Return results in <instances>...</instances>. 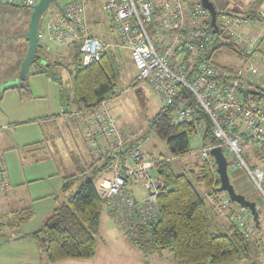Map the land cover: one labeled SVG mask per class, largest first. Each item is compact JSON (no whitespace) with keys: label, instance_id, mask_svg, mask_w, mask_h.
<instances>
[{"label":"built area","instance_id":"2783aa9c","mask_svg":"<svg viewBox=\"0 0 264 264\" xmlns=\"http://www.w3.org/2000/svg\"><path fill=\"white\" fill-rule=\"evenodd\" d=\"M38 1L0 0V4L31 8ZM105 7L130 52L137 78L159 93L167 105L174 103L182 87L189 89L197 106L213 122L218 140L215 146L226 149L230 162L242 165L263 192L260 182L264 170L250 169L243 151L245 147L264 145V83L254 80L259 73L254 64L225 69L212 57L222 30L238 42H245L246 48H256L264 43V27L255 36L243 35L256 21L226 12L217 14L213 25L211 12L202 0H106ZM38 35L39 43L48 52L79 43L84 65L97 60L107 48V42L88 31L84 0H69L61 8L49 7L41 17ZM252 90L258 93H251ZM77 113L84 117L87 151L94 157L108 152L113 156L108 171L97 181L104 209L124 229L157 220L158 197L167 190V184L157 175L161 160L150 159L134 148L133 142L124 139L107 100ZM174 121H193L200 126L194 106H180ZM215 146L203 147L199 153L202 162H208L217 173V163L210 152ZM133 186L142 188L141 199L136 197ZM11 187L8 171L0 161V194L7 193ZM218 194L212 191L208 197L219 211H227L231 222L250 238L251 210L236 204L229 195Z\"/></svg>","mask_w":264,"mask_h":264},{"label":"rangeland","instance_id":"374dc122","mask_svg":"<svg viewBox=\"0 0 264 264\" xmlns=\"http://www.w3.org/2000/svg\"><path fill=\"white\" fill-rule=\"evenodd\" d=\"M67 1L69 0H60V3L64 4ZM209 1L213 6L224 8L226 12L248 11L251 7V0ZM105 2L106 0H84L85 20L90 34L92 32L96 33L97 37L104 42H106L104 38L108 39L107 48L111 47L114 50L121 63L117 76L119 94L107 99V106L112 115H114L120 132L124 139L128 142H133V147L141 150L150 159L169 157L166 159H170L173 170L176 173L187 174L198 191L204 194V184L197 178L199 169L194 163L200 162V157L194 153V148L201 147V145L198 143L196 136H193L191 139L193 151L188 155L175 157L172 156L166 140L160 138L150 128L151 119L166 103L159 93L137 78V71L131 62L130 52L124 47L123 41L119 38L115 27L112 25ZM50 7H54V4H51ZM31 11V8L26 6L0 4V135L5 137V141L8 143V148L5 149V163L12 177L13 189L20 193L18 196H32L35 198L40 196H60L61 199V196H66V199L67 196L77 190L83 176L79 172L85 169V173L89 174L93 171L88 168V165L95 160L94 156L87 151V148H84L81 139L83 132L82 119L84 117L81 118L79 114L76 117V115L67 113L63 118L57 119V126H55L54 122L53 128L51 127V124H53L51 120L48 124H44L41 123L42 119L39 117H46V113L49 110L54 114H58L61 113L63 107H73L75 105L72 95V78L76 62L71 61V59L79 51V48L76 49L73 46L68 49H54L48 57L46 56L45 59L40 61L45 66L33 62L26 77H21L19 73L20 78H22L21 84L26 87L25 89L16 88L15 86L6 89V86L12 85L8 78L12 77L18 69L20 56L23 57L28 51L29 43L26 39V34ZM263 27L264 22L257 21L248 27L249 29L246 32L243 31V35L248 33L251 36H255ZM238 44L246 52L253 51L251 59L245 61L237 52L221 48L218 62L222 65H233L235 67H242L250 63L254 64L259 70V73L254 76V80L258 83H264V54L261 50H257V47L246 48L245 42L240 41ZM260 47L264 49V43ZM46 59L50 61L58 59L65 61L66 64L52 63V66L48 68L46 67ZM44 68H47V73H36ZM17 81L19 82V80ZM138 89L142 91L141 94L138 93ZM60 92L63 95L61 98L64 106H62L59 99ZM50 130L56 133L60 132V136L56 139V144L63 157V164L59 171L55 165V157L50 156L44 160L30 161L23 159L19 151V148L25 144L43 139L44 134L50 135ZM73 148H75V155L78 157L75 167L71 163L69 154ZM254 150V147H245L243 155L254 156ZM253 162H256L258 166L261 164L257 159H253ZM98 163L100 164L101 161ZM75 173L77 176L73 179V185L69 189L63 190L64 177ZM153 174L156 175L155 169ZM102 175L103 173L94 175V180L97 182ZM263 180L260 182L261 188L264 186ZM15 183L18 184L17 187ZM253 185L262 194L260 196L262 204L257 210L260 223H264V189L262 188V192L254 181ZM133 189L137 193L136 197L141 199L143 197L142 188L133 186ZM212 190L209 192L211 193ZM10 192V195L0 194V196L18 194L17 192L13 194ZM50 200L47 197L38 200L41 203L36 205V216L26 225H23L21 230L27 228L36 229L44 223L42 222L44 217L52 213V211L48 212L51 205ZM60 201H57L56 204H59ZM16 204H18V201L14 202L13 198L12 204H7L3 209H11L9 206H16ZM105 211H103V214H105ZM209 212L211 221L217 220L218 215L211 210ZM223 212L222 214H224ZM1 220L3 225L0 226V251L6 255L12 252V249L16 251L18 246L11 248L5 244V240L15 238L20 233V229H17L18 226L9 227L5 212ZM252 222L254 224L253 218ZM225 226L226 224H222L218 228L212 226V229L215 233H226L228 230H226ZM250 238H253L251 239L253 258L247 264H264V232L261 234L260 232H255ZM25 242L23 244H26Z\"/></svg>","mask_w":264,"mask_h":264},{"label":"trees","instance_id":"16d2710c","mask_svg":"<svg viewBox=\"0 0 264 264\" xmlns=\"http://www.w3.org/2000/svg\"><path fill=\"white\" fill-rule=\"evenodd\" d=\"M253 5L252 3L248 11L226 12L224 8L217 6L215 8L218 15L226 12L229 15H242L255 21L264 22V14ZM91 35L97 36L93 32ZM104 39L107 42L108 39ZM238 43L231 34L222 30L216 40L213 61L225 69L235 70L238 68L218 62L221 48L237 52L245 61L251 59L253 51L246 52L242 47H239ZM260 45L257 50H261L264 54V49ZM74 46L78 49L79 43ZM51 52L46 51L39 43L34 62L40 63ZM71 61L76 62L72 78V95L75 105L90 109L109 97L119 94L117 76L121 63L111 47L106 48L100 57L91 64L84 65L82 63L80 51L72 57ZM46 62L48 68L52 66V63L66 64L65 61L58 59L53 61L46 59ZM40 65L43 64L40 63ZM47 71V68H44L36 73H47ZM19 87L26 88L24 85ZM141 92L138 89V93L141 94ZM62 96L60 92V101L64 106ZM180 106H194L198 121L204 122L203 147L217 145L218 140L214 136V125L209 115L197 106L192 92L182 87L174 103L162 106L150 121V128L160 138L166 140L171 154L183 156L193 151L191 139L198 133L195 122L177 123L174 121L175 112ZM254 149V156L243 155L244 161L252 170L258 166L256 162H253V159L264 162V145ZM94 159L88 165V168L93 170L91 173H85V169L79 172L83 176L75 193L67 196L66 200L54 209L43 227L32 233L36 239L44 238L47 243L45 247L47 264L68 257L91 258L96 253L104 200L99 193L94 175L108 171L113 156L108 152L94 157ZM99 161H101L100 164ZM198 168V180L213 189L212 191L219 190V174L212 171L209 163L199 162ZM157 175L167 184V190L158 197L160 214L157 220L137 224L127 229L122 228L134 245L143 248L168 249L178 261L184 264H232L251 259L252 242L249 237L242 234L238 226H230L226 233L213 231L210 209L206 200L187 174L176 173L170 159H164L157 167ZM76 176L75 173L64 177L63 190H67L73 185V179ZM262 188L264 189V186ZM32 212V207L24 208L21 221L28 219Z\"/></svg>","mask_w":264,"mask_h":264},{"label":"crops","instance_id":"0c3cea01","mask_svg":"<svg viewBox=\"0 0 264 264\" xmlns=\"http://www.w3.org/2000/svg\"><path fill=\"white\" fill-rule=\"evenodd\" d=\"M252 3L254 4L253 5L254 8H257L259 11L264 13V0H251L250 5H252ZM248 29L249 28H247V30ZM58 49L59 48H57V50ZM26 54L23 57L20 56L18 69L14 72L12 77L8 78L10 79L12 85L10 84L9 86H6L5 87L6 89L13 86L19 88V86L22 85L21 84L22 78H20L19 73L21 70L22 61L24 60ZM17 80H19V82ZM59 99H60V94H59ZM82 108H83L82 106L77 104L74 105L73 107L71 106L63 107L61 113L58 114H54L52 113V111L49 110L46 113L47 116L45 115L46 117L43 116L39 118L42 119L41 123L44 124H48L51 120V123H53L51 124V127L53 128L54 122H55V126H57V119L63 118L64 116L67 115V113L76 115L77 117L78 114L77 112L80 111ZM199 122H200V126L198 128V133L195 136L201 147L194 148V153L199 155L200 157L199 150L200 148L201 149L203 148V135L205 130V124L203 121H199ZM49 134L50 135L44 134V138L41 140L35 141L33 143L25 144L23 147L19 148V151L21 152V156L23 159L30 161L44 160L49 158L50 156L55 157V165L57 166V170L59 171L60 167L63 164L62 154L59 150L58 145L56 144L57 142L56 139L58 136H60V132L58 131V133H56L50 130ZM5 139H6L5 137L0 135V161L6 167L5 149L8 148V143L5 141ZM81 139L83 141L84 148H86L85 141L83 138V132ZM224 153L226 154L229 160L228 171H229L231 183L234 185L235 190L238 193L244 194L247 199L254 201L256 203V208L259 209L260 204H262L260 199V196L262 195L261 192L253 185V181L250 175L248 174V172L245 170V168L242 165H238V164L233 165L230 162L231 160L226 149H224ZM69 154H70L71 163L75 167V163L77 162V158H78L75 155V148L71 149ZM166 158H156V159L164 160ZM199 160L200 163H202V160L200 158ZM194 163L198 167L199 161ZM260 163L261 164L257 166V168H262L264 170V162L261 160ZM8 174L12 183V187L7 193H2V194H9L10 191H11L10 193L12 194L15 192H17L18 194H14L13 196H0V215H1L0 226L3 225L1 219H3V215L5 212L8 218V225H10L9 227L12 228L18 226L17 229H20V233L15 238H10L11 240H7V239L5 240L6 241L5 244L7 246H10L11 248L18 246L17 247L18 249L16 251L12 249V252L7 253L6 255L4 254V252L0 251V264H47L45 257V247L47 243L44 238H41V240L36 239L32 235V233L43 227L45 221L52 215L54 209L57 206H59L62 201L66 200L65 199L66 196H61L62 199L60 198V196H40L38 198L32 196L30 197L18 196L20 193L15 189H13L14 185L9 171ZM15 184L17 187L18 184L17 183ZM63 184L64 182L62 183V188H63ZM210 190L211 189L204 184V194L202 195L204 196L209 209L218 215L217 220L212 222V226L218 228L220 225L226 224L225 228L226 230H229L230 226L234 225L229 219V213L225 211L223 212L225 215L222 214V212L219 211V209L217 208L216 204L209 199L208 195L210 193L209 192ZM217 191L219 192L218 196L228 195V193L225 191H220V190ZM45 197L51 199L50 200L51 205L48 210V212L52 211L51 215H46L47 217H44L42 221L44 223L40 227L36 229L27 228L21 230V227L23 225H26L31 219H33L36 216V205L41 203L38 202V200L43 199ZM13 198H14V202L18 201V204H16V206H9V208L11 209L8 210L3 209L4 207L7 206V204L8 205L12 204ZM59 200H61L59 204H56V202ZM28 207H32L33 210L32 215L28 219L21 221V218L23 217L24 214L22 213V210ZM104 213L105 214L102 213L100 233L96 245V253L93 257L91 258L68 257L49 264H184L178 261L174 257V254L168 249L161 250V249H154L152 247L143 248L134 245L131 239L129 238V235L125 232V230H123L113 220V218L107 213V211H105ZM252 218L254 220L253 215ZM252 218L250 220L252 227L250 236H252V234L255 232H260V234L263 233L264 223L262 222L260 223V219H259V225L256 224L255 220L253 224ZM253 238H250V240ZM24 241H26L25 242L26 244H23ZM251 249H252V245H251ZM252 258H253V252L251 253V259H245L243 261L235 262L232 264H247L248 262L252 261Z\"/></svg>","mask_w":264,"mask_h":264},{"label":"water","instance_id":"95a60500","mask_svg":"<svg viewBox=\"0 0 264 264\" xmlns=\"http://www.w3.org/2000/svg\"><path fill=\"white\" fill-rule=\"evenodd\" d=\"M205 7H207L212 16V24L215 25L217 10L215 6L211 4L209 0H202ZM51 4H54L58 8H61L60 0H39L37 4L31 7V16L29 21V27L27 31V40L29 42V47L27 54L22 61V66L20 70V76L26 77L28 74L29 68L31 64L34 62L35 57L37 55L38 44H39V35L38 29L42 15L45 11L50 7ZM251 93L257 94V90H252ZM211 154L214 156L217 163V172L220 177V191H225L228 193L229 197L232 201L237 203L242 207L249 208L252 212L254 220L257 225H259V213L256 208V203L246 198V196L242 193H238L234 185L231 183L230 175H229V160L224 153V149L222 146L212 147L210 150Z\"/></svg>","mask_w":264,"mask_h":264}]
</instances>
